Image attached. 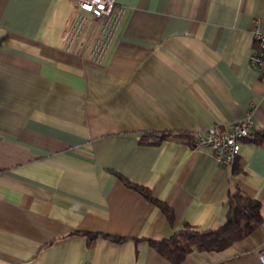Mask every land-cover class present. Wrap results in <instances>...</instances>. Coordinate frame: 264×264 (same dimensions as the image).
Masks as SVG:
<instances>
[{
    "label": "crops",
    "instance_id": "0c3cea01",
    "mask_svg": "<svg viewBox=\"0 0 264 264\" xmlns=\"http://www.w3.org/2000/svg\"><path fill=\"white\" fill-rule=\"evenodd\" d=\"M116 2L95 61L90 26L70 44L71 0H0V264H173L149 241L218 228L237 189L260 225L177 264H264V84L249 62L264 0ZM250 107L253 139L231 166L175 134L226 129Z\"/></svg>",
    "mask_w": 264,
    "mask_h": 264
},
{
    "label": "built area",
    "instance_id": "2783aa9c",
    "mask_svg": "<svg viewBox=\"0 0 264 264\" xmlns=\"http://www.w3.org/2000/svg\"><path fill=\"white\" fill-rule=\"evenodd\" d=\"M75 8V20L70 31V44L79 39L87 26L94 36L89 42L88 57L100 61L112 39L117 15L121 10L116 0H71ZM250 54V63L258 70L259 78L264 84V32L255 30ZM264 86V85H262ZM246 115L228 124L226 129H219L217 125H210L200 133L194 134L197 146H207L212 150L217 163L231 166L237 158L241 141L250 134L252 127L253 108L246 110ZM159 135V134H158ZM261 262H264V249L258 252Z\"/></svg>",
    "mask_w": 264,
    "mask_h": 264
},
{
    "label": "trees",
    "instance_id": "16d2710c",
    "mask_svg": "<svg viewBox=\"0 0 264 264\" xmlns=\"http://www.w3.org/2000/svg\"><path fill=\"white\" fill-rule=\"evenodd\" d=\"M172 134L173 132L171 131L162 132L156 141ZM175 134L187 137L190 142H192V139L194 138V135L190 132H180ZM251 134L252 133L250 132V134L245 138H252L250 136ZM256 136L264 137V130L258 131L253 138ZM124 182L141 192L143 195L147 196L163 211L167 220L170 223L173 222V209L166 202L153 197L151 195V191L143 185L133 183L126 179H124ZM227 199L228 211L226 219L225 222L218 228L213 230L198 231L184 225L185 227L183 229L175 231L167 238L151 239L149 241L151 246L156 250V252L167 258L173 264H177L183 260L190 250H219L224 247L226 248V246L230 245L233 241L242 239L246 237V235H250V233L262 222L259 211L260 202L246 194H243L241 190L238 189L234 193H231ZM84 233L89 236L94 235L89 231ZM114 238L116 240H121L123 237L114 236Z\"/></svg>",
    "mask_w": 264,
    "mask_h": 264
}]
</instances>
